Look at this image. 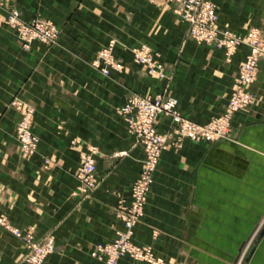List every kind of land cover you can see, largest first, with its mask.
Returning <instances> with one entry per match:
<instances>
[{"label":"crops","instance_id":"1","mask_svg":"<svg viewBox=\"0 0 264 264\" xmlns=\"http://www.w3.org/2000/svg\"><path fill=\"white\" fill-rule=\"evenodd\" d=\"M221 26L245 36L264 32V0H212ZM18 9L25 21L42 19L60 30L55 45L21 47L4 25ZM114 40L124 69L105 77L89 63ZM147 45L164 66L151 76L132 61L129 48ZM248 47L227 62L223 50L198 45L172 4L147 0H7L0 5V214L35 238L55 240L45 264H102L90 256L110 241L122 223L119 210L130 199L143 151L116 110L132 93H163L197 122L220 114L230 98ZM253 103L231 121L228 140L183 141L162 151L145 216L134 239L152 246L170 264H264V64ZM16 99L34 109L38 150L23 155L15 140L20 111ZM157 125L167 131L166 116ZM96 147L98 186L78 190L79 158ZM124 152L121 157L114 154ZM259 228V230H258ZM257 232V233H256ZM254 243L250 238L256 237ZM23 244L0 227V264L22 262ZM118 264H137L122 260Z\"/></svg>","mask_w":264,"mask_h":264},{"label":"rangeland","instance_id":"2","mask_svg":"<svg viewBox=\"0 0 264 264\" xmlns=\"http://www.w3.org/2000/svg\"><path fill=\"white\" fill-rule=\"evenodd\" d=\"M5 1L7 0H0V5H2ZM147 1L151 4H160V5L161 4L163 5L172 4L173 13L187 26V37L198 45H204V46L223 50L224 57L227 62H230L232 60V57L234 56V54L237 52L238 48L242 44L247 45L248 52L235 78L232 94L234 93V91L237 89V87L240 84L238 81V78L241 73L242 66L246 62L251 52L256 51L257 53L256 61L257 62H256V67H254V70L252 71L254 72V80L251 83L247 84L244 88L245 91L248 92L252 96L253 100L251 103L245 106H242L238 108L236 111H234L230 115L229 120L227 119L226 123L222 125L221 120L225 119L223 117L228 111V103H229V100L232 94L230 98L228 99L226 105L224 106L223 111L220 114L213 116L204 122H197L190 118L184 117L179 110L178 100L174 97L168 96L163 93H157V94L148 95V96L138 94V93H132L126 97L124 102L117 108L116 112L118 116L121 118L122 122L124 123L127 133L130 136H132V138L135 140V143L142 149L144 157L142 160L141 170L137 178L134 180V182L131 184V187H130L129 203L126 206L121 207L119 210V219L122 223L121 228L116 230L115 236L110 241L103 242V243H97L93 246V248L90 251V256L98 260L102 264H109L110 260H113L112 264H118L122 260L131 261L137 264H170L164 258L156 254L152 246L146 245V244H139L134 239L135 227L138 225V223L142 221V219L145 216V209H146L148 195L151 191V188L154 182V175H155L158 163H159L161 153L168 146H180L181 143L186 140L190 142H204L207 144H214L220 141L228 140L231 134V121L233 117L238 112H240L242 109L250 106L254 101V93L252 92L251 87L256 82L257 77H258V72H261V68H262L261 66L264 64V32L257 27H253L247 31L245 36H241L235 33L233 30L227 27L221 26L219 23V8H218V5L214 1L212 0H147ZM12 11H17L18 13L19 23L17 24L9 23L10 22L9 15L12 13ZM4 25L11 32H13L14 36L16 37V40L20 43L21 47L24 49H29L33 42H40L43 45L48 46V47L55 45L60 36V30L56 28L51 22L47 20H42V19H34L31 21H25L22 18L21 12L16 8H11L6 13V16L4 19ZM193 28L197 30L198 32L197 35H193V32H194ZM209 36H211V38ZM204 37H209V38L205 39ZM209 39L211 41H209ZM115 45H116V42L114 40L109 41L103 48H101L100 50L96 52V54L94 55V57L89 63L90 67L93 70H95L96 72H98L99 74L105 77H110L114 73H120L124 69L123 62L115 56V52H114ZM128 51L131 55L133 63L141 67L143 70H145L147 74L151 76H159V77L163 76L164 66L161 62L158 61L156 53L153 52L150 49V47H148L147 45H139V46H134V47L129 48ZM105 70L108 71V73H104ZM159 95H161L165 99L172 98L177 101V110L180 116L184 120H188L192 123L197 124L198 126L197 132L199 133V138L196 140H192L188 137L182 136L181 128L175 125V123L172 121L169 115L163 112L158 113L156 115L154 123H153L154 130L157 135L165 139L164 144L159 152L157 164H156V167L153 173V181L150 184V186L147 188L145 195H144V199L141 204L143 211L141 215L138 216L137 219H135L134 225L130 229L129 239L127 240V242L123 243V246H126V245L128 246L129 244L133 246L135 250H131L130 252H122L119 250L120 252L117 251L118 252L117 255H113L110 250H112V248H114V246L117 245L116 240H117L118 235L120 233H124L125 235H127L129 232V228L127 227L128 220L126 219V217L133 216V213H134L133 209H135L132 189H133L134 184L141 177L142 172L144 171V168L146 165V161H147L146 147L143 143V139H139L137 135L132 131L130 123L127 120L126 116L122 114L121 109L124 106V104L133 97L153 99ZM11 104L15 106L17 110L20 111V117L15 126V140L18 144L19 150L25 156L33 155L37 152L38 145H39V138L32 131L34 109L16 99H14ZM161 115L166 116L171 122V126L169 130L167 131L160 130L157 125V119ZM27 118L28 120L25 122L28 124V126L25 128V130L26 131L28 130L30 134L38 140V142L36 143V145L33 147L32 150L30 149L27 150L26 147L24 148L22 138H20V135L18 132L19 124L23 122L24 120H26ZM213 121H216V126L213 127L212 129ZM25 130H24V133L26 132ZM91 150H94L93 158L95 160V171H94V179L92 181V184H89V183H86V181L80 176L78 172V167H79L80 161L82 160L83 156L87 154L88 152H90ZM96 152H97L96 147L88 146V151L85 154H82L79 158V162H78V166H77V170L75 174L76 179L78 180V183H79L77 190L81 194L86 195V196L91 195V193L98 186L97 163L95 159ZM124 154H125L124 152H120V153L114 154V156L121 157ZM0 216H4L6 220L8 221V223L11 224V226L19 229L23 235V238H17L14 235H12L8 230L2 227L6 231H8L12 236L20 240V242L23 244V247H24V254L22 257L23 263L30 264L27 260H29L32 256H35V254L37 253L38 247H43L45 244H48L50 242L52 243L53 250L50 253L44 255V257L41 260V263H39V264H45L46 260L55 251L54 238L52 236L45 235L39 239H36L35 231L33 228L22 229V228L16 227L8 220V218L4 214H0ZM259 228L264 229V220L259 225ZM256 238L257 236L250 238L249 243H254ZM118 248H120V246H118ZM138 251L142 252L143 254L142 257L147 256L149 254L151 256V259L147 260L145 258H140L138 256ZM245 258H246L245 252L239 253L235 264H243L245 261Z\"/></svg>","mask_w":264,"mask_h":264},{"label":"built area","instance_id":"3","mask_svg":"<svg viewBox=\"0 0 264 264\" xmlns=\"http://www.w3.org/2000/svg\"><path fill=\"white\" fill-rule=\"evenodd\" d=\"M9 21L10 24L19 23L17 11H12V13L9 15ZM193 31V35L198 34L195 28H193ZM209 37L211 38V36ZM209 37L204 38L207 39ZM209 41L211 40L209 39ZM256 57V51H252L249 57L247 58L246 62L242 66V70L238 78L240 84L229 100L228 111L223 117L225 119L221 120L222 125L226 123L227 119L229 120L230 115L234 111L252 102V96L248 92H246L244 88L247 84L251 83L254 80V72L252 71L254 70V67H256ZM104 73H108V71L105 70ZM121 112L123 115L126 116L127 120L129 121L132 131L137 135L139 139H143V143L146 147L147 161L141 177L137 180L132 189L135 209H133V216L126 217V219L128 220V226H126L129 228V232L127 234L128 237L124 233H120L118 235L116 240L117 245L112 248L113 251L109 249L113 255H117L120 251L130 252L131 250H135V248L129 244L128 246H123V243L127 242V240L129 239L130 229L134 225L135 219H137V217L140 216L143 211L141 204L144 199V195L147 188L153 181V173L157 164L159 152L164 144L165 139L157 135L154 130L153 123L156 115L162 112L169 115L175 125L181 128L182 136L188 137L192 140H196L199 138V133L197 132V124L192 123L188 120H184L180 116L177 110V101L172 98L165 99L161 95L156 96L153 99L133 97L124 104L121 109ZM27 120L28 118L19 124L18 132L20 138H22L24 148L26 147L27 150H32L38 140L34 136H32L28 130H25V128L28 126V124L25 122ZM215 126L216 121H213L212 129ZM24 130L26 131L25 133ZM93 154L94 150H91L90 152L85 154L82 160L80 161L78 167V172L80 176L86 181V183L89 184H92V181L94 179L95 160L93 158ZM0 226L8 230L15 237L23 238L21 231L11 226V224L8 223L4 216H0ZM118 246H120V248H118ZM52 250L53 245L51 242L45 244L43 247H38L35 256H32L27 261L30 264H39L41 263V260L44 255L50 253ZM138 256L147 260L151 259V256L149 254L147 256L142 257L143 254L141 251H138ZM110 262L112 264L113 260H110L109 264Z\"/></svg>","mask_w":264,"mask_h":264}]
</instances>
